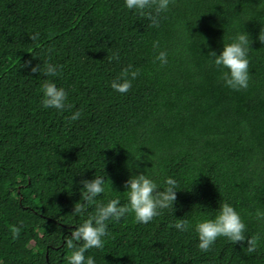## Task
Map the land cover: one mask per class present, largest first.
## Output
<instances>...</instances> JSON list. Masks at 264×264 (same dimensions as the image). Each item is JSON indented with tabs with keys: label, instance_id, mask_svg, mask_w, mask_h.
<instances>
[{
	"label": "trees",
	"instance_id": "obj_1",
	"mask_svg": "<svg viewBox=\"0 0 264 264\" xmlns=\"http://www.w3.org/2000/svg\"><path fill=\"white\" fill-rule=\"evenodd\" d=\"M260 4L175 0L152 27L147 14L154 10L141 15L125 0H0V264H68L65 239L95 210L72 215L84 203L81 180L103 176L105 192L96 199L118 198L123 206L126 181L146 170L159 190L176 180L173 207L148 224L133 213L110 219L104 248L86 257L95 264H264V219L256 217L264 212ZM244 32L250 80L235 91L221 79L227 69L217 70L208 54H221ZM161 51L166 64L156 59ZM44 62L63 70L33 74ZM129 65L140 74L120 94L111 83ZM45 80L68 93L70 108L43 107ZM76 111L80 118L68 119ZM223 202L240 214L246 240L219 237L201 252L195 224L215 219ZM178 219L192 227L177 230ZM13 226L20 229L15 239ZM257 233L249 254L247 240Z\"/></svg>",
	"mask_w": 264,
	"mask_h": 264
},
{
	"label": "clouds",
	"instance_id": "obj_2",
	"mask_svg": "<svg viewBox=\"0 0 264 264\" xmlns=\"http://www.w3.org/2000/svg\"><path fill=\"white\" fill-rule=\"evenodd\" d=\"M175 0H125V6L129 10L138 11L141 15L145 14L146 9H153L155 15L151 11L148 12V19L151 21L152 27H159L158 17L162 12H166L170 3ZM260 7H264V0H261ZM32 41L39 39V33L29 36ZM260 43L264 44V28L259 34ZM249 35L237 33L232 38L231 43H224V48L221 54L217 55L215 51H210L208 54L210 64H213L217 70L227 69L222 71L221 79L225 85L235 91L247 89L249 76ZM153 47L158 48L159 42H153ZM49 51H52L51 49ZM109 61L118 60L119 53L108 57ZM161 64L167 63V53L161 51L156 57ZM26 67L31 66V61H28ZM63 70V65H54L50 62H44L43 66L37 65L31 68L33 74L43 73L45 76L55 77ZM140 74L139 69L133 70L132 65L124 68L119 77L112 81L111 87L120 94H127L132 88V81ZM43 92L42 105L44 108H53L58 111H63L70 108L68 104V93L63 88H58L51 80H45L41 84ZM81 116L80 111H76L68 119L71 121L78 120ZM141 173L133 175L126 181L124 187L128 189L124 194L128 199V203L121 206L120 199H110L107 203L98 201L96 198L105 192V178L96 174L94 179L81 180L83 185L82 200L84 203H76L73 208V216L82 215L86 208L94 206L93 213H89L88 218L71 232V235L66 237V247L71 250V253L66 257L68 264H95V259L92 256H85L88 250L96 248L103 249L105 246L104 238L111 234L107 231V221L114 219L119 221L127 214L133 213L135 222L139 224H148L154 218L160 216L163 210L173 207L177 200V182L173 178H167L164 181L166 187L159 190L158 185L150 176ZM215 219H206L197 221L195 231L198 234V248L201 252H209L219 237H225L230 242H244L246 240L245 232L246 224L242 221L240 214L227 202L220 205V211L217 212ZM257 219H264V212L257 211ZM21 224L23 222L21 221ZM174 227L181 231L187 232L192 225L189 221L178 219ZM13 238H18L20 229L13 226L11 228ZM261 236L259 233L250 237L247 240V253L251 254L257 251ZM75 242V243H74Z\"/></svg>",
	"mask_w": 264,
	"mask_h": 264
}]
</instances>
